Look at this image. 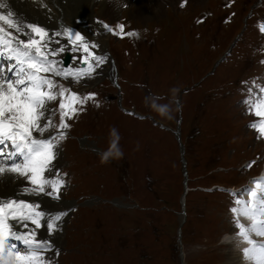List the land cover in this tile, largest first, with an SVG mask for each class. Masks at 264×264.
Listing matches in <instances>:
<instances>
[{
	"label": "snow or ice",
	"instance_id": "6c2138e0",
	"mask_svg": "<svg viewBox=\"0 0 264 264\" xmlns=\"http://www.w3.org/2000/svg\"><path fill=\"white\" fill-rule=\"evenodd\" d=\"M186 3L187 0H183L180 6ZM103 27L123 38V25H119V33L106 24ZM260 31L264 33V25L260 26ZM127 35L137 34L128 32ZM57 36L65 38L67 49L50 47ZM55 43L60 41L55 40ZM97 47L71 29L50 35L39 25L25 23L13 12L8 0H0V178L8 174L9 178L26 182L28 186L17 195L61 199L65 181L54 163L58 145L66 138L65 130L70 128L67 120L81 111L87 101L95 99V94L81 97L56 77L61 81L71 78L75 82L86 76L91 78L106 62L104 56L93 51ZM66 50L82 52L83 55H76L74 60L82 61L86 68L65 69L51 58ZM259 93L264 94V87L259 88ZM57 99L60 101L58 126L52 120L56 109L48 107ZM246 103L259 118L249 127L264 137V95L254 94ZM49 130H55L56 134L41 138ZM254 184V188L246 190L249 200L237 197L238 207L231 208L230 212L238 229L236 235L250 246L243 249V257L252 264H264V243L258 244L252 239V234L264 237V180L254 181ZM41 204V201L0 198V264H53V257L46 254L52 252L56 256L59 250L54 248L52 240L38 239V230L45 229L49 236L54 235L60 230L59 221L67 213H46L41 210ZM240 217L250 220L251 226L241 223Z\"/></svg>",
	"mask_w": 264,
	"mask_h": 264
},
{
	"label": "rangeland",
	"instance_id": "374dc122",
	"mask_svg": "<svg viewBox=\"0 0 264 264\" xmlns=\"http://www.w3.org/2000/svg\"><path fill=\"white\" fill-rule=\"evenodd\" d=\"M97 4L101 7V4L104 2H98ZM181 1V0H180ZM179 1V2H180ZM206 0H202L200 2H197L196 0H190L189 8H185L184 11L181 13L172 15L169 19H167L163 23V27L165 29V36H162L161 34L157 36L156 42H159V45L153 52V57L151 58L149 65L152 70H159L161 74V91H164L165 89H168L169 82H172V78H170L171 71L175 70L176 72L182 69L181 66L178 64V58H182L186 60V66L189 65L190 59L192 60V51L195 49V51H202L205 48V43L203 42H192V34L190 33L191 28L190 25L192 23V18L197 15L198 7H201L200 5ZM96 4V5H97ZM131 8L127 10H123V15L127 14L131 18H138L142 21H148L144 20L140 17L135 16V10L136 5L135 2L131 4ZM166 5V4H165ZM164 5V8H165ZM117 8V7H115ZM94 10V9H93ZM122 12V9H121ZM165 12V11H164ZM163 12V13H164ZM100 14V9L98 11ZM245 14V13H244ZM94 15V14H93ZM162 15L161 17H163ZM244 16V15H243ZM150 17H153L150 15ZM160 17V18H161ZM118 18V17H117ZM243 18V17H242ZM115 19V18H114ZM152 18H149V20ZM159 19V18H156ZM241 22V21H240ZM208 28L210 29V34L214 30V23H209ZM248 29V28H247ZM248 31V30H247ZM88 35L95 37V34L91 32V29L87 32ZM240 41H238L232 50L231 54L239 55V57L242 59L244 54V48L242 45L239 44ZM223 51V50H222ZM221 51V52H222ZM220 51L211 52V54L207 55L205 59H200L197 61L198 64L203 65H210L214 61V59L219 55ZM143 60L147 61V51L146 49L143 50ZM194 51H193V60H194ZM190 58V59H189ZM156 59L157 62L155 61ZM155 61V63H154ZM194 63L196 61L194 60ZM195 73L197 72V67L195 68ZM142 68L138 66V68L134 69L132 71V75L140 76L142 75ZM127 75L129 73L125 72ZM92 79V78H90ZM88 79V81L90 80ZM171 79V80H170ZM192 79V74L190 71H188L186 76V81H189ZM176 81V80H175ZM193 83V82H192ZM173 86L174 83H172ZM180 85L178 84L179 89ZM176 89V90H177ZM172 93V91H171ZM140 100L142 104L144 105L145 110L152 111L159 108L158 104L154 102H164L162 103V107H166V103L168 99H164L163 101H159L157 98H154L151 101H148L146 96L139 95ZM206 100V102H205ZM171 104H168L167 107H171ZM185 110L189 111V117H187V120L189 119V125L193 126L194 128H198L203 133L204 137L197 135V139L195 142H192L191 144V152H192V158H193V169L192 170V180L191 185L193 186H203V185H212L214 183H217L219 180L226 182L225 184H240L245 180L244 175L241 173L239 174L237 170H235V174L231 172H227L228 175L222 176L220 179L219 176L216 177L215 173L210 174L209 169H214L219 164L218 157L223 155L222 152V146L220 145V139L218 136L221 134V137L226 138L229 140V138H232V135L230 132L228 134H225L226 129L232 125L235 128L234 132H237L240 130V133L234 134V136H240L243 137L242 140V147L247 146V141H252V135L249 134V132L246 130L244 124L242 121H240L238 118L234 119L228 114H226V118H224L222 115H217L216 113L218 111H221L224 113V107L223 106H214L213 107V116L211 115L209 109H208V100L206 98V95L202 93L200 90L191 92L186 102H184ZM102 109V111L107 112L108 107L105 108H99V111ZM169 110V109H168ZM108 113H106V120L109 119V130L112 129V131L115 133L114 137L116 138H122L120 141L122 143L125 142V126L132 125L135 128H137V131L140 129L139 124L136 123V120H125L121 121L119 118H117L112 110H109ZM191 112V113H190ZM118 113V112H116ZM115 113V114H116ZM97 114V113H95ZM174 115H177V110H175L172 106V108L168 111V114L164 115L165 117L162 121L165 123L170 124L171 120L167 118H174ZM95 121V119H94ZM134 121V122H133ZM90 124L88 121V118L85 117V119L80 122L74 133L76 135H82L85 134L83 131L79 130L78 127L80 125H83L84 123ZM142 127L145 129L148 128V124L144 120H140L139 122ZM126 124V125H125ZM100 125V124H99ZM97 122H93L92 130L96 131L98 129L97 126H99ZM100 127V126H99ZM209 129L212 130L213 135L210 136ZM214 129V130H213ZM171 133V132H170ZM214 136V137H213ZM213 137L212 143L209 144L208 138ZM115 138V139H116ZM207 139V140H206ZM136 142L138 146L135 147V149L132 147L126 146V153L128 154L129 158H135L138 154V150L140 151L144 145V137L140 136L138 139H136ZM160 144L158 145L157 149L150 153V157L148 154L142 159L141 163L142 171L146 168H150V174L144 173L142 176L137 178L138 180L142 181V187L137 188V190L140 192V197L142 198L143 202H146L149 206L156 202V200L160 199L165 202V200L170 201L173 205H179L178 204V195H180L181 191V178H180V160H179V153L177 149L176 143L172 140V138L168 141L169 143H163L162 140H159ZM228 145V143H227ZM226 145V146H227ZM122 150V148L117 147L116 151ZM258 149H256V152ZM249 149H247L246 154L244 156H237L235 157L236 164L235 165H241L243 161L247 160L251 157V153ZM62 155V154H61ZM63 162V160H62ZM63 164V163H62ZM135 169V168H134ZM133 169V172H134ZM220 170V169H218ZM148 175L151 176L153 179L148 180ZM236 175H239L235 177ZM98 177V176H97ZM131 179L136 182L137 179L133 178L131 176ZM148 183H151L153 181V192L151 190L150 193L151 196H147L146 191L143 186H146ZM232 181L231 183H229ZM219 183V182H218ZM98 183L95 185V189H97ZM99 190V189H98ZM198 191H193L191 194L192 203H191V209L192 213L195 216V214H199L202 212V216H205V214L211 213L212 211L216 210L214 212V216H218V219L221 218L220 215V209L218 205H212L213 201H215V195L210 196L209 194H206L205 191L206 188L197 189ZM201 191V192H199ZM199 198V200L196 201L195 198ZM221 197V196H220ZM64 203H67L63 200ZM224 202V200H223ZM68 205V203L66 204ZM148 210V215L153 216L154 210L145 209V211ZM174 214L167 213L164 214L161 218V226L160 228L158 226H155L152 224V222L144 223L143 228L144 230L141 231L136 235L135 241L130 237V239L127 241L126 244H124V248L120 249V245H116L117 252L108 260V264H177L179 263V255L174 251L175 247V240H176V232L172 229V225H174L176 221H180L181 213L178 209L173 212ZM224 221V219H223ZM222 221V222H223ZM113 222V221H112ZM226 222V221H225ZM220 225L221 222H220ZM92 228V224L88 226V230ZM158 229V232H155V229ZM192 228V225L190 226ZM199 228L200 225L196 223L194 227L193 234L199 235ZM88 240L87 242L91 241V234H88ZM198 238V237H197ZM212 243H216L218 241H210ZM186 252L189 257V261H192L193 264H207L205 261L199 262L200 259L196 258L197 256L203 257V251L206 246L203 244H193V243H186ZM77 248V247H76ZM75 248V249H76ZM74 249V250H75ZM74 250L70 251L73 252ZM222 250V249H221ZM78 252V251H77ZM204 262V263H203ZM222 260L218 256V263L221 264Z\"/></svg>",
	"mask_w": 264,
	"mask_h": 264
},
{
	"label": "bare ground",
	"instance_id": "6f19581e",
	"mask_svg": "<svg viewBox=\"0 0 264 264\" xmlns=\"http://www.w3.org/2000/svg\"><path fill=\"white\" fill-rule=\"evenodd\" d=\"M96 1L97 0H8V3L13 12L19 14V17L22 21H24L25 23L39 25L46 29L50 35L56 32L62 33L64 29L79 27L83 31L84 29H86L83 34L88 40H93L94 42H96V44H98L99 41L102 43L101 37L97 38L96 35L95 37H92L87 34V32L90 29L92 30L93 26L96 25L91 20L94 6L97 4ZM179 1L180 0H135L136 10L134 14L136 17H140L144 20H149V18L161 16L163 12L166 11L165 4L169 3L170 5H173ZM196 1L200 2L202 0ZM115 7L118 6H111L109 2L105 0L101 4L100 14L105 15L106 13L112 18H117L119 16V13H121V10L119 11V9ZM150 15L153 17H150ZM55 40H59L60 43H55ZM61 46H64L67 49V42L65 38L60 36L54 37V40L51 43L50 47L58 48ZM96 50L99 52L98 47L96 48ZM93 51L96 53L94 49ZM65 53H68V51L66 50L59 55L51 58L57 60L59 64L65 69L74 68L73 65L70 67H65L62 65V58ZM76 55H83V53H76ZM56 78L60 80L59 77ZM63 81L70 82L72 81V79L69 78L68 80ZM49 133L51 134V132H46L44 134V137L41 138L47 137L46 135H48ZM34 135H38V133H34ZM55 163L57 164V167L62 166V155L61 158H58ZM24 185H26V182H22L20 179L16 178H9V175L6 174L4 178H0V196L6 199H22L23 195L17 194L21 193L19 191ZM25 196L27 195H24V197ZM23 200L29 201V198L25 197ZM35 201H41V208H48L50 210L68 208V205H66L67 203H64L63 199L61 201H57L52 200L50 197L36 196L35 198L31 199V202ZM41 230L43 229H40V232ZM232 259V257L229 258L230 261L228 262V264H236L235 262H232Z\"/></svg>",
	"mask_w": 264,
	"mask_h": 264
},
{
	"label": "clouds",
	"instance_id": "9594fccd",
	"mask_svg": "<svg viewBox=\"0 0 264 264\" xmlns=\"http://www.w3.org/2000/svg\"><path fill=\"white\" fill-rule=\"evenodd\" d=\"M122 157H123V151L122 150H118L115 153L107 152L106 154H104L102 156L101 162L102 163H107V162H110L111 159H121Z\"/></svg>",
	"mask_w": 264,
	"mask_h": 264
}]
</instances>
